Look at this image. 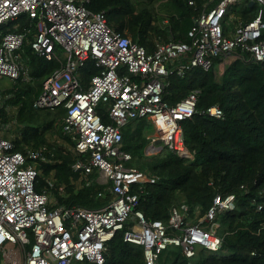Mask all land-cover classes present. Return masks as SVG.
<instances>
[{"label": "built area", "instance_id": "1", "mask_svg": "<svg viewBox=\"0 0 264 264\" xmlns=\"http://www.w3.org/2000/svg\"><path fill=\"white\" fill-rule=\"evenodd\" d=\"M201 8L187 32V42L160 39L149 52L130 38L114 32L102 13L88 12V0H0V26L26 17L35 34L32 53L59 67L47 77L33 101L36 110L64 109L62 133L72 141L77 159L72 170L86 183L104 188L111 200L98 209L49 208L54 203L46 192H35V163L47 162L46 148L14 151L10 140L0 137V264H92L104 263L105 244L116 232L123 241L142 248L144 264H158L168 247H178L186 258L195 248L215 252L221 239L213 233L217 214L234 208V196H215L203 214L182 204L173 208L166 222L148 221L136 208L141 188L154 182L145 173L128 167L131 155L122 150L123 129L144 119L153 128L146 136V156L168 150L191 161L193 153L183 142L180 123L195 114L199 91L193 90L171 106L162 98L170 75L184 78L194 69L207 72L213 60L236 50L264 62V23L260 15L248 23L233 18L231 8L241 0H199ZM264 9V0H249ZM195 6L196 0H185ZM249 2V3H250ZM29 30L0 37V77L29 81L27 69L18 61ZM61 49L65 61L57 56ZM96 70L86 82L83 75ZM104 107L106 121L97 112ZM206 116L221 119L222 111L211 106ZM158 142V143H157ZM79 178V179H80ZM178 232L170 234L169 232Z\"/></svg>", "mask_w": 264, "mask_h": 264}, {"label": "trees", "instance_id": "2", "mask_svg": "<svg viewBox=\"0 0 264 264\" xmlns=\"http://www.w3.org/2000/svg\"><path fill=\"white\" fill-rule=\"evenodd\" d=\"M156 5L163 10L155 8ZM253 6L245 5L240 17L242 22L248 23L257 17ZM84 7L92 14L102 13L114 32L150 52L157 38L164 42H187V32L200 12L201 1L196 0L191 7L185 0H88ZM159 12L168 20L169 36L160 35L156 27ZM259 15L264 23V9ZM14 25L0 26V37L25 28L29 30L21 48L27 55L18 61L27 69L30 82L18 79L13 81V87L0 89V96H7L3 97L4 104L16 109L14 119L22 124L11 140L13 149L25 154L26 150L46 148L47 162L35 163L34 189L36 193H48L54 200L49 208H101L112 197L105 193L104 198H97L104 188L94 183L95 174L87 177L86 186L79 180V173L72 170L73 163L84 157L73 154L72 141L62 133L64 109L57 108L50 111L53 114H43L34 121L28 115L40 93L41 83L59 65L31 54L30 42L35 34L32 22L22 17ZM261 39H264V30ZM227 57L230 62L221 73L218 65L223 56L215 58L207 72L194 69L184 78L170 75L166 80L162 98L171 106L191 91H199L195 114L180 123L183 142L193 153V160L179 159L168 150L147 157L143 150L148 144L146 136L153 128L144 119L135 120L123 129L121 149L131 155L126 165L154 180L140 189L131 188L138 196L136 209L146 220L166 222L171 210L182 204L188 207L193 218L195 211L203 215L215 196H234L233 210L218 213L215 220L213 233L222 240L219 250L195 248L194 256L186 258L180 248L170 246L160 254L158 264H264V62H254L248 53L240 50ZM94 74L96 70L90 68L82 80L86 82ZM211 106L221 109V119L203 113ZM97 112L106 121L101 105ZM6 119L0 109V124H5ZM126 229L125 225L105 244L103 264H144L142 248L123 241Z\"/></svg>", "mask_w": 264, "mask_h": 264}, {"label": "rangeland", "instance_id": "3", "mask_svg": "<svg viewBox=\"0 0 264 264\" xmlns=\"http://www.w3.org/2000/svg\"><path fill=\"white\" fill-rule=\"evenodd\" d=\"M249 0H241L240 2L236 3L232 8H231V12H232V16L233 18H236L237 21L240 20L241 14L243 13V9L245 7L246 4H249ZM157 9L159 10H163V7H160L158 5H156ZM253 13H256L257 16H259V13H261L263 11V8H261L259 5L254 4L253 9H252ZM157 15H159L158 17V22L156 23V27L159 31L160 35H170V25L168 24V20L167 18H165V16L163 15V13L159 12L157 13ZM153 37H155V35H153ZM159 39V38H157ZM162 41V40H161ZM15 54L18 56V58L22 57V56H26L27 54L21 50H18L15 52ZM31 54L32 51H31ZM34 55V54H33ZM57 56L59 58L60 61L64 62V55L61 49L57 50ZM230 62V58H228L227 56L224 57L222 63H220L218 65V70L219 73L222 72V70L224 69L225 65L227 63ZM219 75V74H218ZM30 78V76H29ZM29 81H22L24 83H28L30 82V79H28ZM13 81L5 78V77H0V89L3 88H8V87H13ZM3 97H7V96H0V109H3L4 114L7 116L8 119H6L7 121L5 122V124H0V137L5 139V140H12L14 138V136L17 134V130L22 128V124L18 123L17 121H15L14 116L16 115V109L11 107L9 104H4V98ZM104 110V107H103ZM53 114L50 111L47 110H36L34 108H31L30 111L28 112V115L33 117V121L36 120L37 118H39V116L43 115V114ZM30 121V120H28ZM26 122V121H25ZM152 128V125L150 127V129ZM147 146V145H146ZM145 146V147H146ZM144 151V150H143ZM74 154V153H73ZM151 156H155V155H151ZM151 156H147V157H151ZM80 181H83L81 178L79 179ZM84 182V181H83ZM84 184L86 185V183L84 182ZM87 186V185H86Z\"/></svg>", "mask_w": 264, "mask_h": 264}, {"label": "water", "instance_id": "4", "mask_svg": "<svg viewBox=\"0 0 264 264\" xmlns=\"http://www.w3.org/2000/svg\"><path fill=\"white\" fill-rule=\"evenodd\" d=\"M249 5H250V6L253 5V2H250ZM157 143H158V142H157Z\"/></svg>", "mask_w": 264, "mask_h": 264}, {"label": "crops", "instance_id": "5", "mask_svg": "<svg viewBox=\"0 0 264 264\" xmlns=\"http://www.w3.org/2000/svg\"><path fill=\"white\" fill-rule=\"evenodd\" d=\"M164 42V41H163Z\"/></svg>", "mask_w": 264, "mask_h": 264}]
</instances>
